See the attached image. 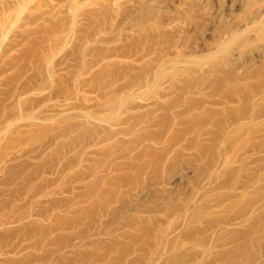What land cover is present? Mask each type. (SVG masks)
<instances>
[{
	"label": "rangeland",
	"instance_id": "obj_1",
	"mask_svg": "<svg viewBox=\"0 0 264 264\" xmlns=\"http://www.w3.org/2000/svg\"><path fill=\"white\" fill-rule=\"evenodd\" d=\"M50 201L0 264H264V0H0V218Z\"/></svg>",
	"mask_w": 264,
	"mask_h": 264
},
{
	"label": "bare ground",
	"instance_id": "obj_2",
	"mask_svg": "<svg viewBox=\"0 0 264 264\" xmlns=\"http://www.w3.org/2000/svg\"><path fill=\"white\" fill-rule=\"evenodd\" d=\"M58 188V190H59V192L61 193V192H63L64 191V189H61L60 187H57ZM51 192V190L49 189V190H47V194H49ZM36 194L37 193H39L38 191H36L35 192ZM34 193V194H35ZM33 194V195H34ZM33 195H31V196H33ZM30 196V199L32 198ZM51 203H50V206L47 208V209H43V210H39V211H33V210H30V211H28V213L27 214H22V215H13V213H12V211L11 212H5V215H2V217L4 218V219H1L0 218V226L1 227H3V225H5V224H7L8 222H20V221H22L23 219H25L28 215H31V214H35V215H37V216H44L46 213H48V212H50V211H52V209H53V207H55L56 206V203L55 202H52V201H50ZM30 223H32V225H34L33 224V222L32 221H29ZM7 225H9V224H7ZM35 226V225H34ZM50 228H55V226L54 225H50ZM34 229V228H33ZM33 229H31V230H33ZM30 232V231H29ZM81 234H82V232H81ZM74 237H76V235L74 234L73 235ZM0 238H1V236H0ZM24 240V238L23 237H17L16 238V240L14 241V242H11V243H9V244H7L6 246H4V249H2V251H0V252H3V253H0V255L1 254H8V253H15L16 251H18V250H20L21 248H23V246H24V248H29L30 247V245L28 244V245H21L20 244V242L21 241H23ZM22 243V242H21ZM50 243H52V242H50ZM31 247H33V248H36L37 247V243H34V244H32L31 245ZM54 252H52V254H53ZM47 254V253H46ZM45 256L46 255H43L42 257H40V258H38V259H41V258H45ZM4 261V260H3ZM1 262V261H0ZM20 262V261H19ZM22 263H23V261H22ZM21 263V264H22ZM27 264V263H26Z\"/></svg>",
	"mask_w": 264,
	"mask_h": 264
}]
</instances>
